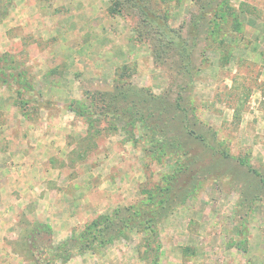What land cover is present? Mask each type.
Returning a JSON list of instances; mask_svg holds the SVG:
<instances>
[{"label":"rangeland","instance_id":"374dc122","mask_svg":"<svg viewBox=\"0 0 264 264\" xmlns=\"http://www.w3.org/2000/svg\"><path fill=\"white\" fill-rule=\"evenodd\" d=\"M134 1L0 0L1 264H264V0Z\"/></svg>","mask_w":264,"mask_h":264},{"label":"crops","instance_id":"0c3cea01","mask_svg":"<svg viewBox=\"0 0 264 264\" xmlns=\"http://www.w3.org/2000/svg\"><path fill=\"white\" fill-rule=\"evenodd\" d=\"M3 108H0V110H2ZM14 130L15 126H11V124L7 125V124H3V123H0V159L3 155H6V156H9L8 159H12V143L9 141V152L7 153V149L6 147L8 145H6V142H5V145L4 147L2 148L1 146V141L3 142L4 138L6 139V137L9 135V133L11 132V130ZM13 145H15V143L13 142ZM14 155V153H13ZM1 164V163H0ZM5 169H1L0 168V194L2 192H14L16 190V188H10V184L9 183H12L15 181L16 179V170L15 168H12V167H7V166H4ZM13 190V191H12ZM3 221L2 219H0V225H2ZM1 234V233H0ZM2 237L0 235V241H1ZM7 253V254H6ZM5 256V255H8L9 257L12 256V253L8 250H3L1 249V244H0V257L2 256ZM1 264V263H0Z\"/></svg>","mask_w":264,"mask_h":264},{"label":"trees","instance_id":"16d2710c","mask_svg":"<svg viewBox=\"0 0 264 264\" xmlns=\"http://www.w3.org/2000/svg\"><path fill=\"white\" fill-rule=\"evenodd\" d=\"M136 111H137V113H135V114H133V116H131L133 120H136V121L137 120H143L144 119V116L145 115H148V113H145V115L139 116L140 112L138 110H136ZM151 115H153V114H151ZM151 115H149V116L151 117ZM150 119H151L152 122L154 121L153 118H150ZM148 120H149V117L145 118V120H143V121L147 122ZM162 130H164V129H162ZM137 222H140V221L139 220L134 221V223H137ZM129 224H130V221L128 220V222H125V223L121 224L120 226L126 229V228L129 227Z\"/></svg>","mask_w":264,"mask_h":264}]
</instances>
